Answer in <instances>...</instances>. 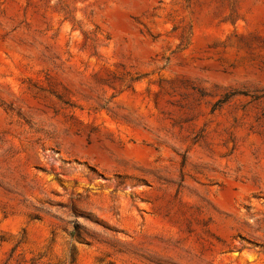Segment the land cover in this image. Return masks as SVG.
I'll return each mask as SVG.
<instances>
[{"label": "rangeland", "instance_id": "1", "mask_svg": "<svg viewBox=\"0 0 264 264\" xmlns=\"http://www.w3.org/2000/svg\"><path fill=\"white\" fill-rule=\"evenodd\" d=\"M0 264H264V0H0Z\"/></svg>", "mask_w": 264, "mask_h": 264}]
</instances>
